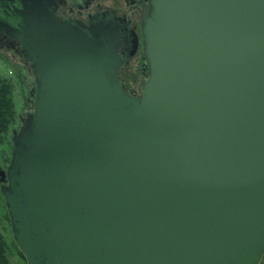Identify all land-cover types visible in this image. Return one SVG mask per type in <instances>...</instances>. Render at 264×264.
<instances>
[{"label":"water","instance_id":"water-1","mask_svg":"<svg viewBox=\"0 0 264 264\" xmlns=\"http://www.w3.org/2000/svg\"><path fill=\"white\" fill-rule=\"evenodd\" d=\"M148 1L135 97L105 29L0 0L36 77L0 171L27 264L264 259V0Z\"/></svg>","mask_w":264,"mask_h":264},{"label":"flooded vegetation","instance_id":"flooded-vegetation-1","mask_svg":"<svg viewBox=\"0 0 264 264\" xmlns=\"http://www.w3.org/2000/svg\"><path fill=\"white\" fill-rule=\"evenodd\" d=\"M44 1L49 5V10L63 21L80 24L85 27L86 31L102 28L110 33L115 38L118 55L122 60L118 74L122 86L135 97L142 95L144 88L136 92L130 84L133 80L141 78L142 84L145 85L144 81L149 77L141 32L143 14L149 6L148 0ZM0 40V58H20L24 62V67L33 72V63L25 55L22 41L19 38L0 28ZM0 185L2 186L1 183Z\"/></svg>","mask_w":264,"mask_h":264},{"label":"rangeland","instance_id":"rangeland-1","mask_svg":"<svg viewBox=\"0 0 264 264\" xmlns=\"http://www.w3.org/2000/svg\"><path fill=\"white\" fill-rule=\"evenodd\" d=\"M138 76L141 77L140 74H138ZM1 78L9 79L14 83L13 98L17 112L16 123L11 127L6 144L1 149L2 154L0 157V169L2 171L6 169L8 160L12 156V138L14 136V132H19L20 129L23 127L24 121L27 119L28 115L34 112L33 95L36 86V77L32 70L28 71L24 67V62L21 61L20 58H0V79ZM20 78L24 79V84L19 83L18 79ZM147 80L144 81L145 85L147 83ZM132 82V84H129L131 85V87H133L136 92H138L139 90L142 91L143 88H145V85L142 84L141 78H139L138 80H133ZM4 206V197L2 196L0 185V230L3 232V234L9 241V254L11 262L13 264H24V260L22 261L19 252L12 245V236L9 230V223L6 219V216L4 215ZM261 264H264V259L262 260Z\"/></svg>","mask_w":264,"mask_h":264},{"label":"trees","instance_id":"trees-1","mask_svg":"<svg viewBox=\"0 0 264 264\" xmlns=\"http://www.w3.org/2000/svg\"><path fill=\"white\" fill-rule=\"evenodd\" d=\"M18 80H19V83H23V84L25 83L24 79L22 78ZM13 92H14V83L9 79L1 78L0 79V157L2 154L1 149L6 144L7 137L10 133V129L16 123L17 112L15 108ZM34 108H35V105H34ZM10 159L8 160V163L10 162ZM4 204H5V201H4ZM4 209H5L4 215L6 216V219L9 223L8 213H7L5 206H4ZM9 228H10V223H9ZM9 230L11 233V228ZM11 236H12V233H11ZM11 242L14 248H16L18 251V248L16 244L14 243L13 238L11 239ZM9 250H10L9 241L5 237L3 232L0 230V264H13L10 260ZM23 260L24 259H22V261ZM23 262L24 264H27L25 260Z\"/></svg>","mask_w":264,"mask_h":264}]
</instances>
